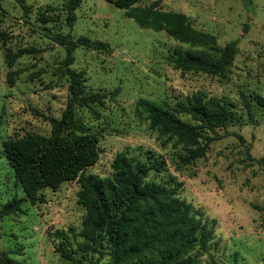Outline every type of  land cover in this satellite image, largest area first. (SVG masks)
Segmentation results:
<instances>
[{"label":"rangeland","instance_id":"1","mask_svg":"<svg viewBox=\"0 0 264 264\" xmlns=\"http://www.w3.org/2000/svg\"><path fill=\"white\" fill-rule=\"evenodd\" d=\"M154 1L163 10L186 14L195 28L216 35L220 47L238 42L239 52L227 78L175 70L166 58L180 44L165 31L141 28L107 0H82L73 28L65 23V0H26L34 9L29 19L15 0H0L6 11L0 10V29L10 37L7 46L0 43V146L14 136L49 135L47 117H61L67 105L69 81L59 71L65 51L45 35L36 19L40 8L55 7L61 21L48 27L74 38L107 42L113 49L103 54L77 48L73 68L85 72L88 86L95 90L121 87L117 102L101 109L100 119L88 112L82 116L94 131L104 130L100 159L86 173L109 177L119 153L143 160L154 153L165 162V173L182 183L180 196L202 211L204 219L216 222L215 239L202 263L264 264L262 213L257 209L264 207V107L250 98L254 122L244 105L245 96L264 97V0H143L142 5ZM7 49L37 51L18 60L14 86L7 83ZM198 91L231 103L233 122L219 131L221 139L205 158L179 171L180 151L173 142L159 141L135 106L141 99L173 105ZM79 191L77 181L64 183L57 190H44L42 203L24 202L21 212L6 216L0 222V256L6 252L19 264H72L56 252L59 240L54 235L80 233L85 210L78 203ZM24 198L1 153L0 212L10 201Z\"/></svg>","mask_w":264,"mask_h":264},{"label":"trees","instance_id":"2","mask_svg":"<svg viewBox=\"0 0 264 264\" xmlns=\"http://www.w3.org/2000/svg\"><path fill=\"white\" fill-rule=\"evenodd\" d=\"M24 16L30 18L33 6L26 0H15ZM125 11L127 17L143 29L165 31L180 46L167 56V62L183 74L192 72L225 79L239 52L238 42L220 47L217 36L193 26L181 12L163 10L159 1L142 5L143 0H107ZM251 2V0H246ZM82 0H65L63 13L68 28H73L76 11ZM4 13L6 11L2 8ZM55 7L40 8L36 19L45 35L65 51L59 71L69 81V97L61 117H47L49 135L28 134L10 137L0 146V154L8 160L25 198L14 199L0 212V222L8 215L21 212L24 202H43L44 190H57L64 183L78 182V203L85 216L79 234L71 230L55 233L59 240L56 252L72 264H203L215 239L216 222L204 219V213L180 196L182 183L171 173L166 174L165 162L148 153L147 160L127 152L119 153L112 164L113 173L102 178L87 174L100 159V138L104 130L94 131L83 119L85 112L97 119L108 103L117 102L121 87L110 91L88 86L86 74L73 68L75 51L84 48L103 54L112 53L107 42L88 37L74 38L57 26L61 21ZM61 28V27H60ZM9 34L0 29V43L7 46ZM35 49L4 53L10 69L7 83L16 84L18 60L36 53ZM264 107V97L244 98L252 121L256 122L253 105ZM234 106L218 96L198 91L179 99L175 104L141 99L136 113L145 118L163 144L173 142L177 154V170L207 156L211 145L221 139L220 130L233 122ZM239 138L242 139L240 135ZM264 162V161H263ZM154 174V178H152ZM261 228L264 229V207ZM79 237V238H78ZM0 264H19L8 253L0 256Z\"/></svg>","mask_w":264,"mask_h":264}]
</instances>
